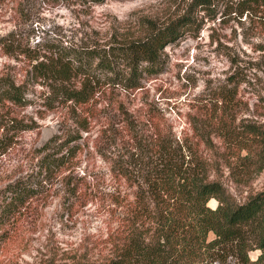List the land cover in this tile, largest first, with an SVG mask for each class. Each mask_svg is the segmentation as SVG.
Wrapping results in <instances>:
<instances>
[{
  "label": "rangeland",
  "instance_id": "374dc122",
  "mask_svg": "<svg viewBox=\"0 0 264 264\" xmlns=\"http://www.w3.org/2000/svg\"><path fill=\"white\" fill-rule=\"evenodd\" d=\"M190 1L0 0V79L24 87V103L0 100V208L8 200V184L34 188L16 214L0 218V264H52L76 249L96 257L107 253V236L118 224L114 198L134 189L116 162L130 158L136 134L191 141L199 155L218 161L212 177L240 202L264 189V169L249 185L234 181L214 132L222 94L234 77L236 121L264 127V15L239 12L231 0L193 7ZM185 12L190 25L160 50L139 86L107 83L85 103L52 96L33 76L25 54L52 43L121 44ZM194 127L210 132L211 147L195 136ZM68 134L76 137L69 145L79 148L71 163L52 174L44 156L52 138L59 142ZM259 253L248 252L252 260ZM224 264L241 263L229 257Z\"/></svg>",
  "mask_w": 264,
  "mask_h": 264
},
{
  "label": "trees",
  "instance_id": "16d2710c",
  "mask_svg": "<svg viewBox=\"0 0 264 264\" xmlns=\"http://www.w3.org/2000/svg\"><path fill=\"white\" fill-rule=\"evenodd\" d=\"M210 1L191 0L190 7ZM231 1L239 12L264 15V0ZM188 15L179 14L159 29L143 31L121 44L52 43L25 54L33 76L50 87L52 96L85 103L107 83L139 86L142 72L153 70L160 50L190 25ZM230 82L222 94L225 104L214 132L222 140L225 164L234 181L249 185L264 169V127L236 121L237 79ZM23 90V85L12 79H0V100L24 103ZM194 134L212 146L208 130L194 127ZM75 138L69 134L59 142L52 138L51 150L44 156L47 171L53 174L72 162L79 145L69 142ZM133 138L137 143L130 158L118 160L116 166L134 189L131 195L119 191L114 198L118 224L107 236V253L96 257L87 250H69L52 264H224L229 257L241 264H264V189L249 193L240 202L218 177H212L218 161L199 155L191 141L179 142L160 133ZM33 192V187L20 181L8 184V200L0 208V218L9 220ZM211 198L216 199L215 206L208 204ZM256 248L260 253L252 260L248 252Z\"/></svg>",
  "mask_w": 264,
  "mask_h": 264
}]
</instances>
